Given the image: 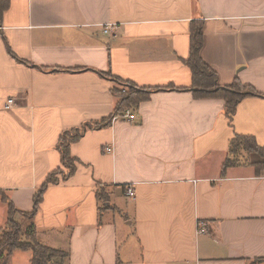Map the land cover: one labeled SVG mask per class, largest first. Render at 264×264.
Listing matches in <instances>:
<instances>
[{
    "label": "crops",
    "instance_id": "0c3cea01",
    "mask_svg": "<svg viewBox=\"0 0 264 264\" xmlns=\"http://www.w3.org/2000/svg\"><path fill=\"white\" fill-rule=\"evenodd\" d=\"M194 21L219 85L240 80L260 93L241 99L232 119L222 98L191 89ZM119 79L152 90L133 122L113 120ZM85 126L70 144L77 170L58 174L35 219L37 240L65 252V264H264L262 156L241 150L223 174L236 136L264 147V0H9L0 227L3 197L33 210L51 173L69 170L61 138ZM31 262V250H16L9 264Z\"/></svg>",
    "mask_w": 264,
    "mask_h": 264
},
{
    "label": "trees",
    "instance_id": "16d2710c",
    "mask_svg": "<svg viewBox=\"0 0 264 264\" xmlns=\"http://www.w3.org/2000/svg\"><path fill=\"white\" fill-rule=\"evenodd\" d=\"M6 1L7 4L4 6H1L3 4L2 1H0V17L2 11L9 3V0ZM190 32L192 48L191 55L186 62L193 76V86L191 89L196 91L198 97L222 98L226 104V114L232 119L241 99L249 95H259L260 93L251 86L244 85L240 80H236L231 85L221 87L216 71L202 58V50L204 48L203 21H194ZM107 75L110 76V74ZM118 81L122 87H117L113 91L119 98L115 110L116 114H120L128 108L137 109L142 101L149 99L151 96L152 90L150 89L141 88L124 79H119ZM87 127L90 126H85L61 138L62 142L59 147L62 154V163L63 166L69 168V170L66 172L63 169H59L51 173L47 181L37 191L34 197L33 210L20 211L16 208L11 199L3 197V200L8 205V218L5 226L0 227V264H9L11 256L16 250H31V264H65L67 258L65 252L51 248L37 240L35 219L44 191L52 182H57L59 180L58 174H60L63 179H66L77 170L75 164L76 160L70 153V144L78 140ZM241 150L252 153L258 152L262 156V160L257 164V167L259 170H264V147H260L254 137L238 135L231 143V153L225 161L223 174L228 167L237 164L236 162ZM102 189L104 188L101 185L99 197L102 195ZM103 198L105 197H100V199Z\"/></svg>",
    "mask_w": 264,
    "mask_h": 264
},
{
    "label": "built area",
    "instance_id": "2783aa9c",
    "mask_svg": "<svg viewBox=\"0 0 264 264\" xmlns=\"http://www.w3.org/2000/svg\"><path fill=\"white\" fill-rule=\"evenodd\" d=\"M114 28V25H106L104 27V33H108L110 32L112 29ZM14 103V99H10L9 100V104H12ZM137 115H136V112L134 109H131V108H128V109H125L122 113L120 114H116L114 117H113V120H118V119H121V120H126V121H129V122H133L135 121ZM110 150V148H109ZM135 188L133 185H127L126 186V194L127 196L131 197V198H134L135 197ZM206 224L203 223V222H200V228H199V232H206Z\"/></svg>",
    "mask_w": 264,
    "mask_h": 264
}]
</instances>
